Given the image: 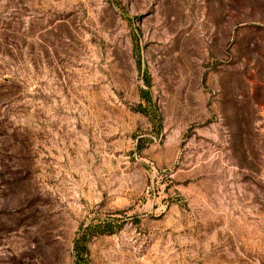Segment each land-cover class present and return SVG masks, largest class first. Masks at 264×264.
Returning <instances> with one entry per match:
<instances>
[{"label":"rangeland","instance_id":"rangeland-1","mask_svg":"<svg viewBox=\"0 0 264 264\" xmlns=\"http://www.w3.org/2000/svg\"><path fill=\"white\" fill-rule=\"evenodd\" d=\"M0 264H264V0H0Z\"/></svg>","mask_w":264,"mask_h":264}]
</instances>
